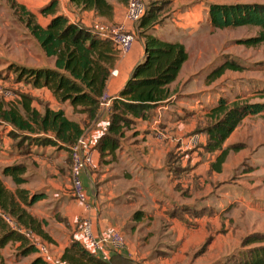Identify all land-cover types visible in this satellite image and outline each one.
<instances>
[{
  "label": "rangeland",
  "instance_id": "1",
  "mask_svg": "<svg viewBox=\"0 0 264 264\" xmlns=\"http://www.w3.org/2000/svg\"><path fill=\"white\" fill-rule=\"evenodd\" d=\"M142 1L146 8L149 5L158 6L160 10L158 13L159 27H162V34L169 35L173 39L180 41L188 54V61L183 66L185 68L184 74L187 77H182L183 79L177 83L174 91L176 93L175 98L171 103V107L165 112V116L173 118L182 116L187 110L206 104L214 107L220 99L226 101L229 106L235 101L248 100L256 102L259 100L254 91L257 88L264 87V43L257 46H246L244 44V41L257 37L259 29L247 26L219 29L211 23L209 10L212 6L219 5L264 4V0ZM42 2V0H0V96H2L0 99H9L8 104L12 102L11 99L13 100L16 95L30 94L34 91L44 92L40 88H34L28 84L25 79H18L14 72L16 66L26 68L49 67L51 61L53 62V58L50 59L44 55L38 43L26 28L29 16L36 22V15L39 14V6H41ZM100 26L101 33L105 35H110L117 28V24L111 22H104ZM133 27L136 33H134L135 42L130 59L137 61V58L141 55V45L136 38L137 24H133ZM226 61L235 62L241 69L239 71L228 70L214 83H208L207 76L209 72ZM52 66H54L53 63ZM190 69L197 72V74L190 75L194 73L189 72ZM120 71L121 77H124L127 72L126 64L122 66ZM186 78H189L186 86L197 82L195 84L202 92L184 95L183 90L178 91V86ZM49 93L47 92V94ZM36 97L38 104L43 105L44 97ZM5 102L0 100V104L4 105L5 108L8 106L17 110L21 109L15 104L13 106L6 105ZM18 104H20V101ZM64 108L66 109V106ZM67 111L68 114L72 113V115L77 113L73 109H67ZM210 114L211 110L205 115L207 125H210L213 121ZM0 122H2L1 118ZM90 125L88 123L85 127ZM16 130L18 134L11 133V135H15L16 139L18 138L19 145L13 148L9 157L11 159L13 157L23 159L24 164H26L23 168L26 172L33 171L31 158L34 150H36L34 148H37L38 151L39 148L42 149L44 147L43 149L48 150L50 153L52 152L54 155L61 151L67 152L70 158L69 147L64 146L59 141H56V145H49L45 142L54 139L50 133L45 134V136L43 135L44 133L39 131L25 132ZM124 132L125 137L132 136L135 138L138 134L134 123L130 124ZM194 133L199 132L195 131ZM35 135L41 136L35 137ZM199 135V145L205 147L207 135L205 132ZM233 138L234 145L239 147V151H228L225 161L219 170L215 169L214 166L219 155L215 157V161L212 163V168L214 171H218L222 183L220 186L212 187V191L210 190L209 192L214 195L216 192H222L218 194L219 197L228 199L215 200L220 205L217 210L220 218H222V224H211L213 228L208 230L207 235L201 231L200 236L191 240L189 238V228H192V226L187 223L175 226L173 228L174 236H177V242L183 243V246L173 256H170L171 254L167 256L164 254L165 250L163 248L157 247L158 243L163 244L165 242L158 241L159 237L162 236V232L159 229L153 230L154 233L150 237L149 244L146 243V241L148 242L146 236L139 238V244H134L130 238L125 237V249L123 251L125 257L130 256V259L135 260V264H152L156 261L154 259L155 255L159 256L161 264H234L236 260H239L240 253L249 248L243 247V240L251 234L264 233L263 118L261 116L245 118L234 131ZM207 153L210 154V152ZM185 164L186 162L183 163V165ZM224 164H227V167H223ZM192 165H194V162H192ZM70 166L71 162L69 159L68 165L65 166V171L67 168L69 174V184ZM82 183L88 189L90 196L86 202L93 207L90 191L91 184L88 180L83 179ZM51 185L49 184V186ZM161 185L165 189L164 193L166 196H169V192H174L177 187L166 180H163ZM107 189H110V187ZM103 191L106 192V190ZM224 192H229L230 194L226 196L223 194ZM84 196L87 198L85 190ZM52 201L51 206H56L53 219L50 218V221H43V224L44 226H53V229H49V231L41 229L42 236L36 235L35 232L34 235L36 239L46 245L49 255L48 262L59 263L61 252L58 249L60 247L58 239H56L59 228H62L59 224L66 228L69 227L67 222L62 217H59L61 201L56 197H52ZM99 202H106L105 196H101ZM82 208L83 205L70 196L64 206L63 216L72 223L74 218L83 217ZM73 226H75L74 230H77V236L81 238V232L78 231L81 227L80 220ZM7 228L9 227L7 226ZM61 230H63L61 237L66 238V240L67 238L74 240V233L69 235L63 228ZM66 240L61 241L63 245ZM81 242L83 241L81 240ZM18 253V247L15 248L14 245L8 246L4 252L5 259L3 256L1 257L3 264L5 262L31 264L37 257L35 254H31L26 258L20 257ZM94 253L100 258H107L111 252L109 251L108 255L103 251Z\"/></svg>",
  "mask_w": 264,
  "mask_h": 264
},
{
  "label": "crops",
  "instance_id": "2",
  "mask_svg": "<svg viewBox=\"0 0 264 264\" xmlns=\"http://www.w3.org/2000/svg\"><path fill=\"white\" fill-rule=\"evenodd\" d=\"M42 1L39 9L50 0ZM57 2L56 14L64 15L69 21L93 32H98L102 35L100 25L104 22H111L123 25L128 32L136 33L133 24L126 18V6L119 5L114 0H109L115 7L111 21L94 15L92 11H81L71 5L68 0H57ZM51 18L50 15L42 16L37 14L36 23L44 27ZM161 30L162 27H155V34L171 42H180L169 35L162 34ZM136 38L141 45V55L137 58V61L130 59L134 43L127 54L121 55L117 53L115 63L111 69L116 70L117 74L115 76L109 75L104 90V93L112 99L118 97L131 71L143 55L142 39L138 32ZM52 63L54 64V60L53 62L51 61L49 67L39 66V68H53ZM124 64H126L127 72L124 77H121L120 70ZM184 70L185 68L182 67L177 79L168 86L170 96L164 101L162 106L149 111L146 119L135 120L134 124L138 132L135 138L132 136L125 137L124 132L123 137L119 139L118 148L114 152L105 154L102 159L97 150L93 152L92 168L81 174L82 179L88 180L91 184L90 191L93 207L86 202L90 196L88 189L83 185L87 198L84 196L85 202L76 200L83 205V217L74 218L72 223L63 216L64 206L68 202L69 197L74 198L68 180L67 168L65 171V166L68 165V160L70 159L68 153L61 151L54 155L52 152L50 153L48 150L43 149L44 147L42 149L39 148L38 151L37 148H34L36 150H34L31 158L33 171L24 172L23 178L26 181L18 188L29 190L30 193L39 192L44 195V198L31 208L26 209L27 212L38 221H50V218L53 219L56 208V206H51L52 197H56L61 201L59 217H62L67 222L69 228L62 224H59V226L69 235L74 233L73 238L77 241L81 240V238L77 236V230H74L75 226L73 224L79 220L81 221L82 218L89 219L92 222V228L96 235H108L113 231H118L123 238H130L134 244H139V238L142 236H146V240H148L146 243L149 244L150 237L154 233L153 230L159 229L162 232V236L159 237L158 241L165 242L163 244L158 243L157 247L163 248L165 250L164 254L167 256L168 254H171L170 256L175 255L179 248L183 246V243L177 242V236H174L173 228L175 226L182 223L192 226V228H189V238L191 240L200 236L201 231L207 235L208 230L213 228L211 224H222V218H220L217 210L220 205L215 200L227 198L219 197L218 194L222 192H216L215 195L209 192L210 190L212 191V187L215 188L222 183L218 171H214L212 168V163H214V159L220 154V151L208 154L205 152L204 147L199 145V134L207 126L205 115L216 105L214 104V107L210 104H208L209 106L207 104L196 106L192 110H187L182 116L175 118L165 116V112L171 107V103L175 98L176 93L174 91L177 83L187 77L184 74ZM189 72L194 71L190 69ZM196 74L197 72H194L190 75ZM187 80L189 78L183 80L181 85L178 86V91L183 90L184 95L202 92L196 86L195 83L197 82L186 86ZM40 90L44 92L34 91L26 94L32 99L31 106L40 114L44 112L45 108L54 111L63 110L65 117L78 124L80 129H82V134L87 136L92 145H96L101 135L107 132L109 114L100 111L97 119L92 121H89L86 113L68 114L67 109L72 110L68 102L59 103L48 90L43 88H40ZM36 96L44 97L43 105L38 104ZM0 100L6 101V105L10 101L6 98H1ZM11 101L8 104L9 106L15 104L20 107L18 104L20 96L16 95ZM0 106L2 110L9 108L8 106L5 108L2 104ZM65 106L66 109L64 108ZM20 112L22 113L21 110ZM0 123V182L7 190L14 192L17 186H15L9 176L3 175V169L15 165L24 167L26 164L19 157H13L12 159L9 157L13 148L19 145V140L15 137L18 134L17 128L3 120ZM88 123L91 125L85 127ZM195 131L199 133H194ZM11 133L15 135H11ZM233 133L225 141L224 149L234 145ZM193 134L199 137L198 143L187 145L188 138ZM184 162H186L185 165H183ZM192 162H194V165H192ZM223 167H227V164H224ZM163 180L177 186L174 192H169V196L164 193L165 189L161 185ZM49 184L52 185L49 186ZM108 187L110 189H107ZM103 190H106V192ZM101 191L103 192L101 193ZM223 194L227 196L230 193L224 192ZM101 196H105L106 202H99ZM136 213L137 215H135ZM62 228H59L60 230H58V236L56 237L61 254L72 241V239L67 238L66 240V238L61 237ZM42 229L49 231V229H53V226L42 225ZM64 239L66 241L63 245L61 241H64ZM10 245H14L15 248L18 247L16 243L8 244L5 248L0 249L1 257H4V252ZM124 249L115 254V257H112L114 253H109L108 255V252H105L108 257L101 259L108 261L109 264H135V260L130 259V256L125 257L123 255ZM154 259L156 261L152 264H161L158 255H155ZM5 264L16 263L5 262Z\"/></svg>",
  "mask_w": 264,
  "mask_h": 264
},
{
  "label": "trees",
  "instance_id": "3",
  "mask_svg": "<svg viewBox=\"0 0 264 264\" xmlns=\"http://www.w3.org/2000/svg\"><path fill=\"white\" fill-rule=\"evenodd\" d=\"M119 5H127L128 0H114ZM81 11H92L94 15L111 21L115 7L109 0H68ZM57 0H50L39 14L52 18L46 26L37 24L29 16L26 28L38 43L44 55L53 58V68H14L18 79H25L34 88L48 90L60 103L68 102L74 112L86 113L89 121L97 119L100 113V97L104 93L106 81L117 57V50L111 40L98 32H93L77 23L69 21L64 15L56 14ZM159 8L149 5L145 14L137 23V32L142 39L143 55L136 63L131 74L112 104L109 112L107 132L101 135L93 150H97L102 159L105 154L114 152L124 130L137 119L147 118L149 111L162 106L169 96L168 86L178 77L188 54L180 42H171L155 34L159 26ZM211 23L219 28L256 27L257 37L244 41L246 46L264 43V4H237L212 6L209 10ZM235 62L226 61L213 68L207 76L208 83L219 79L226 71H239ZM257 102L235 101L231 106L220 99L211 109L213 119L203 132L207 135L205 152L220 151L215 169L219 170L228 151H239L236 145L223 148L225 141L246 117L261 116L264 120V87L254 91ZM20 96V110L10 107L2 110L0 118L21 131L50 133L53 140L45 141L49 145L61 142L71 147L83 132L75 122L67 119L63 110L45 108L40 114L31 106L32 99L26 94ZM46 143V144H47ZM25 170L20 165L3 169V175L9 176L17 186L14 192L7 190L0 182V211L10 215L20 226L42 236L43 221L32 217L26 209L41 201L44 195L39 192L18 188L25 183ZM137 215V213L135 214ZM10 243L18 244L20 257L36 254L35 248L27 238L7 228L0 218V249ZM243 247H249L240 253L234 264H264V233H255L243 240ZM116 255L113 254L112 257ZM0 264H3L0 256ZM31 264H51L36 257ZM58 264H109L88 250L81 240H72L60 256Z\"/></svg>",
  "mask_w": 264,
  "mask_h": 264
},
{
  "label": "built area",
  "instance_id": "4",
  "mask_svg": "<svg viewBox=\"0 0 264 264\" xmlns=\"http://www.w3.org/2000/svg\"><path fill=\"white\" fill-rule=\"evenodd\" d=\"M146 12V7L142 0H128L126 5V18L132 24H137ZM111 40L117 52L121 55L127 54L135 41V35L125 30L123 25H117L110 35L102 34ZM116 70H111L110 75L115 76ZM114 99L103 93L100 97V111L109 114L111 104ZM161 136V135H160ZM199 137L195 134L188 138L187 145L197 144ZM93 145L86 135H82L70 147V184L73 197L79 202H85L84 187L81 179L83 172L89 171L93 166ZM0 218L10 230L27 238L35 248L38 257L49 260L46 245L35 238L34 232L17 224L8 214L0 211ZM81 240L83 245L91 252L103 251L117 254L125 248L124 238L118 231H113L108 235H96L89 219H82Z\"/></svg>",
  "mask_w": 264,
  "mask_h": 264
}]
</instances>
